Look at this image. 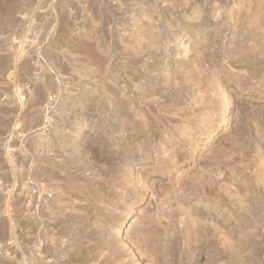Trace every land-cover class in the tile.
Instances as JSON below:
<instances>
[{
	"label": "rangeland",
	"instance_id": "1",
	"mask_svg": "<svg viewBox=\"0 0 264 264\" xmlns=\"http://www.w3.org/2000/svg\"><path fill=\"white\" fill-rule=\"evenodd\" d=\"M0 264H264V0H0Z\"/></svg>",
	"mask_w": 264,
	"mask_h": 264
}]
</instances>
